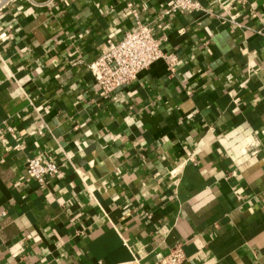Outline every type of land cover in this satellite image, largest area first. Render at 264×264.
<instances>
[{
    "label": "crops",
    "instance_id": "0c3cea01",
    "mask_svg": "<svg viewBox=\"0 0 264 264\" xmlns=\"http://www.w3.org/2000/svg\"><path fill=\"white\" fill-rule=\"evenodd\" d=\"M127 1L177 64L104 96L86 64L133 27ZM199 1L224 19L158 20L164 0L0 13V264H152L179 243L183 264H264V0ZM33 155L59 166L43 187Z\"/></svg>",
    "mask_w": 264,
    "mask_h": 264
},
{
    "label": "built area",
    "instance_id": "2783aa9c",
    "mask_svg": "<svg viewBox=\"0 0 264 264\" xmlns=\"http://www.w3.org/2000/svg\"><path fill=\"white\" fill-rule=\"evenodd\" d=\"M16 1L19 0H0V13ZM22 1L31 6L47 7L55 0ZM216 2L220 6H225L219 0ZM164 4L165 10L158 20L170 13L194 11L224 19L222 13L214 11L210 5L202 4L199 0H164ZM125 13L135 20L133 27L124 32L118 40L107 38L100 53L86 64L99 93L104 96L134 81L141 71L148 69L157 60H162L170 72L177 64L176 54L162 49V42L166 40V35L160 21L154 24L142 22L139 8L131 1L126 2ZM6 129L10 133L13 132L10 126ZM25 170L30 178L43 187L48 178L55 176L59 166L55 161L43 160L40 156L33 155L25 158ZM184 259L182 246L179 243L172 246L168 253L160 256L152 264H183Z\"/></svg>",
    "mask_w": 264,
    "mask_h": 264
}]
</instances>
